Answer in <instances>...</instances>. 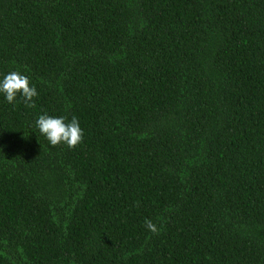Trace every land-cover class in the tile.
Segmentation results:
<instances>
[{
    "label": "trees",
    "instance_id": "trees-1",
    "mask_svg": "<svg viewBox=\"0 0 264 264\" xmlns=\"http://www.w3.org/2000/svg\"><path fill=\"white\" fill-rule=\"evenodd\" d=\"M11 70L0 264H264V0H0Z\"/></svg>",
    "mask_w": 264,
    "mask_h": 264
},
{
    "label": "clouds",
    "instance_id": "clouds-1",
    "mask_svg": "<svg viewBox=\"0 0 264 264\" xmlns=\"http://www.w3.org/2000/svg\"><path fill=\"white\" fill-rule=\"evenodd\" d=\"M0 96L13 105L20 96L27 107H33V98L38 96V91L30 77L24 72L11 70L0 76ZM34 127L52 146L64 144L71 148L83 139V129L76 116L68 121L64 116H51L43 113L36 119Z\"/></svg>",
    "mask_w": 264,
    "mask_h": 264
}]
</instances>
